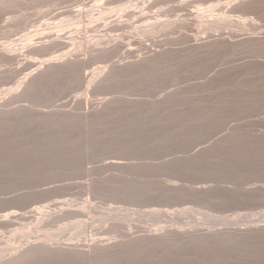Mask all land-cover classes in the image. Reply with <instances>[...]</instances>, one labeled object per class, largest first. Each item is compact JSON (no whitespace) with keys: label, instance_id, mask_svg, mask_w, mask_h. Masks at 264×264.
I'll list each match as a JSON object with an SVG mask.
<instances>
[{"label":"rangeland","instance_id":"obj_1","mask_svg":"<svg viewBox=\"0 0 264 264\" xmlns=\"http://www.w3.org/2000/svg\"><path fill=\"white\" fill-rule=\"evenodd\" d=\"M108 1L0 0V264H264V0Z\"/></svg>","mask_w":264,"mask_h":264},{"label":"bare ground","instance_id":"obj_2","mask_svg":"<svg viewBox=\"0 0 264 264\" xmlns=\"http://www.w3.org/2000/svg\"><path fill=\"white\" fill-rule=\"evenodd\" d=\"M112 1H113V0H112ZM112 1L109 0L107 3L110 5V4H112V3H109V2H112ZM115 1H117V0H115ZM120 1H121V0H118V2H120ZM127 1H128V0H127ZM133 1H134V0H133ZM137 1L139 2V1H141V0H137ZM143 1H144V0H143ZM161 1H162V0H161ZM163 1H164V0H163ZM125 2H126V1H125ZM131 2H132V1H131ZM114 3H115V2H114ZM114 3L112 4L113 6H114ZM157 3H160V2H158V0H157ZM108 4H107V5H108ZM117 4H119V3H117ZM138 4H140V3H138ZM124 5H126V4H124ZM122 6H123V5H122ZM109 9H110V8H109ZM93 10H94V8H93ZM181 10H182V9H181ZM91 12H92V11H91ZM91 14H92V13H91ZM87 15H88V14H87ZM92 15H93V14H92ZM88 16H90V15H88ZM93 16H94V15H93ZM93 16H90V17H93ZM101 16H102V14H101ZM106 16H107V15H106ZM104 17H105V16H104ZM102 18H103V16H102ZM89 20H90V19H89ZM93 20H94V19H93ZM93 22H94V21H93ZM77 23H79L78 20H77ZM81 23H83V22H81ZM81 23H80V24H81ZM78 25H79V24H78ZM84 25H85V23H84ZM70 26H71V25H70ZM79 26H81V25H79ZM79 26H78V27H79ZM84 27H85V26H84ZM62 28H63V27H62ZM79 28H80V27H79ZM60 30H61V29H60ZM60 30H59V32H60ZM79 30H80V29H79ZM68 32H69V31H67V33H68ZM59 34H60V33H59ZM61 34H62V33H61ZM64 34H65V33H64ZM90 36H91V35H90ZM99 36H100V35H99ZM99 36H97V37H99ZM92 37H93V36H92ZM92 39H94V38H92ZM83 42H84V41H83ZM78 44H79V43H78ZM81 45H82V44H81ZM72 51H73V50H72ZM3 57H4V58H7V57H9V56L6 55V54H4ZM7 59H8V58H7ZM61 60H62V59H61ZM5 62H6V61H5ZM142 62H143V61H141V63H142ZM144 62H146V63L149 64V61L147 62V61L145 60ZM144 62H143V63H144ZM1 63H2V62H1ZM143 65H144V64H143ZM143 65L141 64V66H143ZM118 70H119V69H117L116 71H118ZM120 70H121V68H120ZM120 70H119L118 72H122L124 69H122V71H120ZM116 71H115V72H116ZM116 73H117V72H116Z\"/></svg>","mask_w":264,"mask_h":264}]
</instances>
